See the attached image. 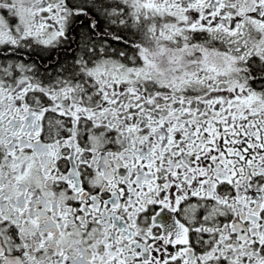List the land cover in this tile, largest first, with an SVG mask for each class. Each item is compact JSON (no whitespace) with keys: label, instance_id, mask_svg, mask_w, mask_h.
<instances>
[{"label":"snow or ice","instance_id":"snow-or-ice-1","mask_svg":"<svg viewBox=\"0 0 264 264\" xmlns=\"http://www.w3.org/2000/svg\"><path fill=\"white\" fill-rule=\"evenodd\" d=\"M0 264H264V0H0Z\"/></svg>","mask_w":264,"mask_h":264}]
</instances>
